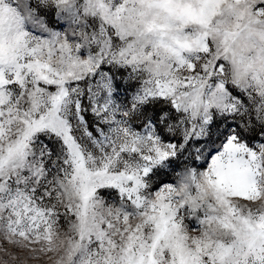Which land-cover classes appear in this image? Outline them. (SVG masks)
<instances>
[{
  "label": "snow or ice",
  "instance_id": "1",
  "mask_svg": "<svg viewBox=\"0 0 264 264\" xmlns=\"http://www.w3.org/2000/svg\"><path fill=\"white\" fill-rule=\"evenodd\" d=\"M0 264H264V0H0Z\"/></svg>",
  "mask_w": 264,
  "mask_h": 264
}]
</instances>
